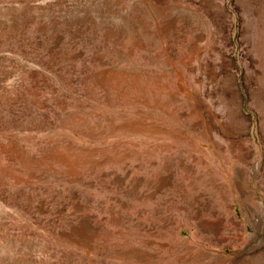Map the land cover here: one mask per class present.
<instances>
[{
	"label": "rangeland",
	"instance_id": "1",
	"mask_svg": "<svg viewBox=\"0 0 264 264\" xmlns=\"http://www.w3.org/2000/svg\"><path fill=\"white\" fill-rule=\"evenodd\" d=\"M0 264H264V0H0Z\"/></svg>",
	"mask_w": 264,
	"mask_h": 264
}]
</instances>
